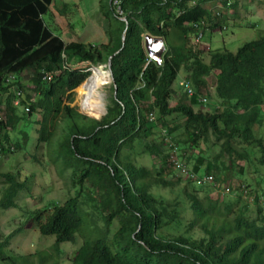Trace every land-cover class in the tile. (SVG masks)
Masks as SVG:
<instances>
[{"label":"trees","instance_id":"trees-1","mask_svg":"<svg viewBox=\"0 0 264 264\" xmlns=\"http://www.w3.org/2000/svg\"><path fill=\"white\" fill-rule=\"evenodd\" d=\"M53 1L0 0V154L28 144L20 124L36 113L37 152L26 155L38 160L45 148L73 193L24 210L14 197L27 181L0 172L8 184L0 207L22 210L16 228L0 233V256L31 227L55 239L37 249L36 264L67 262L66 242L78 244L69 264H264V35L235 52L208 48V62L204 40L195 41L209 29L223 33L238 1L101 0L109 23L100 45L51 29L44 14ZM211 2L214 12L204 6ZM147 34L165 39L162 65L148 56ZM111 57L107 113L65 104L89 64ZM181 70L193 90L179 85L183 97L173 88ZM81 107L99 116L104 104Z\"/></svg>","mask_w":264,"mask_h":264},{"label":"rangeland","instance_id":"rangeland-1","mask_svg":"<svg viewBox=\"0 0 264 264\" xmlns=\"http://www.w3.org/2000/svg\"><path fill=\"white\" fill-rule=\"evenodd\" d=\"M237 1L239 3L238 7H236L233 11L235 16H231L229 18L227 29L223 33H221L218 28L209 29L207 31V35L203 39V42L205 43L203 47L204 61L208 62L209 60L208 48H227L235 52L245 41L254 39L260 34L264 35V1ZM101 5V0H54L50 5L49 11L44 14V19L47 21L51 29L59 33L65 39L82 41L92 45H99L108 39L107 29L109 23L108 19H105L103 15ZM216 5L217 3L215 2L204 4L208 10H212ZM118 6L113 5V9H115L116 13L122 15L121 9H119ZM212 11L214 12L215 10L213 9ZM222 11L224 12V10ZM111 19L112 16L110 17V20ZM251 25H253L255 28L251 27ZM86 64L87 63H79L77 65L84 67ZM91 66L92 65H90V67ZM100 69L107 74L104 84L100 87V91L102 92L101 95L93 94L89 101L82 102L79 99L78 91H76L78 88L77 86L71 91L72 94L64 103L70 104L80 113H84L87 116H94L96 118L102 116L103 114H100L99 116L89 114L87 111H84L83 107H81V105L88 106L92 104H104L105 107L103 112L107 111H105V109L110 103L112 85L111 80L108 83L110 75L109 72L106 71L107 67H104V69L100 67ZM89 71L91 73L92 69L88 70L87 72ZM27 75L29 76V72L22 76L23 82L25 84H29ZM185 76L186 72L181 70L173 85L174 89H178L177 95L181 97L184 95L183 89L179 86V83L181 80L185 79ZM86 80L87 78L84 79L83 82ZM82 83H80V85ZM173 94L176 95L175 93ZM1 97L4 100L5 96L0 95V99ZM174 98V100L172 99V104L176 102L177 97L174 96ZM0 107L2 108V116L0 117L5 118L4 105L0 103ZM36 120L37 114L34 113L30 118V124L23 122L20 124L21 128L30 136V141L28 144L24 145L22 149H18L13 153L0 154V172L14 173L16 175L17 182L27 181L26 186H24L22 190L18 191L14 197L15 203L19 204L24 210L28 208H37L44 204V202L48 199L64 201L69 197V195L73 193L72 191L68 190L70 185L69 183L68 185L66 184L67 178L63 177V175L61 176L56 165L49 161L48 157L46 156L47 154L45 153V148H43L37 155L38 160L29 159L31 155H26L30 151L33 153L37 152L35 148ZM172 120L173 118L170 119L171 122H173ZM256 157L254 159H256ZM138 161L141 164H145L147 166L150 165V160L147 156L138 158ZM247 169L252 179H256L258 173L254 171V167L252 165H247ZM258 169L262 172L264 171L262 166L260 168L258 167ZM177 174L180 177H184L182 172H177ZM5 186H8V184H6V180L0 179V199L3 196V188ZM29 187H31L34 193V197L32 198L28 195ZM48 189L50 191H48ZM42 192L46 193L45 197H41ZM21 211V209L16 207H0V233L2 235L5 236L9 234L13 229L16 228V225L22 221L20 220L22 217ZM116 225L117 224L115 223L113 228H115ZM17 234L18 235L9 240L11 248L8 246V253L0 256V264H36L39 254L37 249L50 246L55 241V239L51 236H43L41 239L39 237L38 231L31 227H25ZM62 246L64 247L63 252L65 254L63 258L66 259L67 262H58L57 264H67L69 258L73 256V251L78 246V244L66 242L63 243Z\"/></svg>","mask_w":264,"mask_h":264},{"label":"bare ground","instance_id":"bare-ground-1","mask_svg":"<svg viewBox=\"0 0 264 264\" xmlns=\"http://www.w3.org/2000/svg\"><path fill=\"white\" fill-rule=\"evenodd\" d=\"M110 75V73H109ZM107 74L104 73L100 67L98 69L94 68L92 71V75L87 78L85 82H83L80 86H78L77 90L79 94V99L82 102H87L91 98L93 94L101 95L102 92L100 91V87L104 84V80L106 79ZM77 94V95H78ZM105 107V106H104ZM104 108L99 114L103 113Z\"/></svg>","mask_w":264,"mask_h":264},{"label":"water","instance_id":"water-1","mask_svg":"<svg viewBox=\"0 0 264 264\" xmlns=\"http://www.w3.org/2000/svg\"><path fill=\"white\" fill-rule=\"evenodd\" d=\"M125 19V18H124ZM123 41H125V32L123 34ZM145 48L149 57L154 60L158 65L163 63V55L166 51V42L163 37L153 36L147 34L145 36ZM112 57L109 60V70L111 69ZM106 111V109H105ZM106 114V112H104Z\"/></svg>","mask_w":264,"mask_h":264},{"label":"clouds","instance_id":"clouds-1","mask_svg":"<svg viewBox=\"0 0 264 264\" xmlns=\"http://www.w3.org/2000/svg\"><path fill=\"white\" fill-rule=\"evenodd\" d=\"M116 4H118V2H116L115 1V5ZM119 8V7H118ZM120 9V8H119ZM121 12H122V10H121ZM220 31V30H219ZM198 36V35H197ZM196 36V37H197ZM196 37H195V41L196 42H200L201 40H203L204 39V37H205V34H204V32H202V37H201V39L200 40H196ZM164 38V37H163ZM167 49V48H166ZM118 52V51H117ZM149 56V55H148ZM150 58V57H149ZM151 59V58H150ZM109 60H110V58H109ZM152 60V59H151ZM112 61V60H111ZM79 64V63H78ZM111 64H112V62H111ZM91 65V64H90ZM98 67H101V68H103L104 69V67H107V70L106 71H108L109 73H110V79H109V81H108V83L110 82V80H111V85H113V86H115V89H116V84H115V77H114V73H113V70H109V61H108V63H103V64H97V65H93L92 64V66L90 67H88L85 71L87 72L88 70H90V69H92V71H93V69L94 68H96V69H98ZM111 69H112V65H111ZM92 75V72L90 73V71L89 72H87V76L84 78V79H86V78H89L90 76ZM11 79H13V74H10L9 75V78L7 79V81L9 82ZM84 81V80H83ZM82 81V82H83ZM81 82V83H82ZM182 82H186V83H188L189 84V86H190V88L192 89V87H191V85H190V83L187 81V80H185V79H183V80H181L180 81V83H179V85L181 86V87H183V89H184V91H186L187 92V94L188 95H191V94H193V90H192V93L191 94H189L188 93V91L185 89V87L183 86V84H182ZM107 84V83H106ZM80 85V84H79ZM78 85V86H79ZM115 92H116V90H115ZM16 94H20L18 91H17V93ZM1 95V94H0ZM3 96H6V94H3ZM1 107H0V115H2V111H1ZM106 110H107V108H106ZM106 113H107V111H106ZM84 114V113H83ZM103 115L102 116H104L105 115V113L103 112L102 113ZM151 116H154L153 114H151L150 115V117ZM94 117V116H93ZM101 117V116H100ZM99 118V117H98ZM150 121H154V120H151L150 119Z\"/></svg>","mask_w":264,"mask_h":264},{"label":"built area","instance_id":"built-area-1","mask_svg":"<svg viewBox=\"0 0 264 264\" xmlns=\"http://www.w3.org/2000/svg\"><path fill=\"white\" fill-rule=\"evenodd\" d=\"M195 26L198 27L199 24L196 23ZM200 27H205L204 22H201ZM201 37H202V32H199L198 36L196 37V40H197V41L200 40ZM182 84H183V86L185 87V89L188 91V93L191 94V93H192V89L190 88L189 84L186 83V82H182ZM150 119H151V120H154V116H151ZM212 179H213L212 176H207V177H205V180H207V181H211Z\"/></svg>","mask_w":264,"mask_h":264},{"label":"crops","instance_id":"crops-1","mask_svg":"<svg viewBox=\"0 0 264 264\" xmlns=\"http://www.w3.org/2000/svg\"><path fill=\"white\" fill-rule=\"evenodd\" d=\"M67 40H68V39H67ZM69 40H71V39H69ZM107 41H108V39H107ZM107 41H105V42H107ZM105 42H104V43H105ZM101 44H102V43H101ZM99 45H100V44H99Z\"/></svg>","mask_w":264,"mask_h":264}]
</instances>
